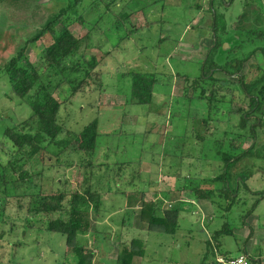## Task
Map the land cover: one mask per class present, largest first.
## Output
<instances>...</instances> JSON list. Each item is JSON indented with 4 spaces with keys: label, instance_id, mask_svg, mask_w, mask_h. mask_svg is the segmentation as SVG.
<instances>
[{
    "label": "rangeland",
    "instance_id": "374dc122",
    "mask_svg": "<svg viewBox=\"0 0 264 264\" xmlns=\"http://www.w3.org/2000/svg\"><path fill=\"white\" fill-rule=\"evenodd\" d=\"M70 1L0 0V63ZM92 1L82 0L72 12V15L84 13L87 26L76 22L70 28L78 36L84 35L99 15L103 16L100 28L93 32L95 47L83 50L86 55L95 54L101 59L96 70L102 71L100 80L94 78L75 95H71V85L65 82L55 96L66 100L59 112V121L65 129L60 137L72 138L70 134L81 131L92 120L99 122L94 154L97 167L91 177L95 187L105 192L103 210L91 214L92 234L79 237L91 246L94 264H116L118 252L134 237L142 239L145 245V256L138 257L141 264H210L212 256L208 255V248L213 251L217 247L219 252L230 256L246 253L264 262V117L252 133L256 139L250 152L229 169V182L234 195H238L232 208H227L230 200L218 191L213 196L215 202L177 203L181 217L174 235L149 234L146 224L138 219L132 226L120 225L128 201L135 203L136 191L169 190L178 196V191L173 190L175 183L181 187L222 173L224 161L220 153L234 151L228 142L216 140L225 136L228 141L246 131L236 128L240 116L234 112L211 113V119L204 123L209 104L206 99L192 97L199 90L193 92L191 81L201 73L211 44L213 19L207 9L209 1L133 0L129 3V0H118L110 13L103 5L88 9ZM199 2L202 8H198ZM260 2L263 4L264 0ZM215 6L225 16L228 30L225 38L233 39L237 35L236 21L245 10L251 16L244 25L264 24L263 17L255 18L260 16L256 7H262L258 1L215 0ZM142 7L145 9L132 13ZM127 14L130 16L125 19ZM116 16L121 21L117 22ZM50 42L51 36L46 35L28 46L27 53L34 64L41 66L40 56ZM109 50L112 52L103 59ZM223 52L217 56L222 62ZM262 63L260 51L245 63L243 73L247 80L256 70L249 66ZM133 71L156 73L159 83L151 104L131 101L130 73ZM215 75L226 78L220 72ZM54 81L57 82V77ZM27 99L28 96L22 99L12 92L6 75L0 76L3 162L11 158L15 148L3 137V130L31 114ZM242 106L249 110L248 103L238 101H233L229 110ZM252 140L239 138L243 148H248ZM55 149L60 148L51 145L43 155L37 154L26 163L24 169L31 177L19 182L16 193L50 192L60 188L71 191L82 183L83 177L77 168L53 165ZM78 155L63 149L60 158L62 162L75 161ZM99 163H103L102 167ZM19 172H14L17 179ZM232 173H239L238 186ZM241 177L248 179L241 181ZM222 184L204 181L201 186L220 188ZM30 200L29 196H14L0 202V264H76L77 258L66 247L65 238L46 231L39 217H31L27 212ZM227 229L232 234L217 233Z\"/></svg>",
    "mask_w": 264,
    "mask_h": 264
},
{
    "label": "trees",
    "instance_id": "16d2710c",
    "mask_svg": "<svg viewBox=\"0 0 264 264\" xmlns=\"http://www.w3.org/2000/svg\"><path fill=\"white\" fill-rule=\"evenodd\" d=\"M254 1H258V4L262 5L261 8L256 7L260 16L255 15V18L263 17L262 20H264V3L260 2L262 0ZM81 2L82 0H71L57 14L52 15L31 38L18 47L12 56L0 63V76L8 77L12 92L18 97L24 99L28 96L27 101L32 109L27 118L7 126L3 130V137L15 148L7 162H3L0 157V202L9 197L29 196L31 200L27 212L31 214V217L38 216L46 231L58 233L65 238L66 247L77 258L76 264H94V252L91 246L88 245V242H81L79 237L91 233L92 212L99 214L103 210L105 192L95 187L91 177L95 175L97 167L94 154L98 145L99 122L98 119L92 120L81 131L70 134L73 136L72 138L60 137L65 129L59 121V112L66 100L55 96V92L65 82L71 85V95H75L90 85L94 78L100 80L102 74V71H96L101 59L95 54L88 56L83 50L95 47L93 32H96V28H100L99 22L103 16L99 15L100 19L98 17L99 20L97 19L94 26L88 28L84 35L78 36L70 28L76 22L87 26L84 13L72 15ZM115 4H118V0H93L87 7L96 9V6L103 5L110 13ZM209 4L207 9L213 19L211 44L207 47L201 73L191 81L193 92L199 90L198 95L192 97L206 99L209 104L208 116L203 118L204 123H208V120L211 119V113L234 112L240 116L236 128L245 129L246 132L245 134L238 133L235 136L236 139L234 137L227 141L223 136V139L216 140L224 144L228 142L234 151L220 153L221 160L224 161L223 174L220 173L211 179H199V182L190 181L181 187L175 183L176 186L173 190H175L174 193L178 191L176 193L179 194L178 196H173L169 190L136 191L134 199L135 203L137 201L138 203L135 204L132 202L133 200L128 201L124 207L121 226H132L134 220L138 219L141 223L146 224L149 234L156 232L174 235L180 227L181 217V208L176 205L177 203L184 200L215 202L213 196L218 191L230 200L227 205L229 209L237 200L238 195H236L237 197L234 195V189L229 182V169L250 152L249 149L256 139L252 133L257 129V125L261 124L264 117V24L255 27L244 25V21L251 16L249 11L245 10L236 21L237 35L233 39L225 38L224 35L228 33L225 16L215 6V0H210ZM198 8H202L201 2L198 3ZM144 9L145 7L132 10V13ZM129 16L130 14H127L124 18H129ZM116 20L117 22L121 21L118 18ZM59 27L61 28L59 29ZM46 35L51 36L52 42L42 52L40 56L42 64L38 66L31 61L27 49L31 43L37 42ZM227 41L229 47L225 50L223 45ZM247 48L249 51L246 52ZM222 50L225 54L223 62L217 58ZM258 51L262 54L263 63L249 66L256 70L253 76L247 80V75L243 73L245 63L250 61ZM111 52L112 50L107 51L102 58L105 59ZM217 72L226 78L217 77L215 75ZM55 77H57V82L54 81ZM130 77L131 101L139 104H151L154 99L155 87L159 83L156 73L133 71L130 73ZM99 85L101 86L100 82ZM227 95H230L229 100L226 99ZM233 101L248 103L249 110H245L243 106L235 111L229 110ZM220 104L223 105L220 106ZM256 112L259 114L255 115ZM247 137L253 139V142L248 148H243L239 138ZM51 145L61 149L53 150L52 154L55 156L53 165L77 168L83 177L82 183L71 191L60 188L50 192L39 190L36 193H16L15 189L19 182L24 181L26 177H28L27 179L31 177L29 172L24 169L26 163L30 162L37 154L43 155V152L47 151ZM63 149L80 155L75 161L72 159L62 162L60 155L63 153ZM102 164L99 163L98 166L102 167ZM231 170L234 172L233 169ZM16 171H20L18 179L14 177ZM238 174L233 175L237 186ZM246 179L241 177L240 180L245 181ZM204 181L223 182V184L220 188H207L201 186ZM217 233L232 234V231L227 229ZM94 240L96 241V239ZM210 246L212 247V244ZM217 248L213 251L208 248V255L211 254L212 259L218 254L227 255L219 252ZM145 251L143 240L134 237L128 244L125 243L121 251L118 252L116 264H141L138 257H144Z\"/></svg>",
    "mask_w": 264,
    "mask_h": 264
},
{
    "label": "built area",
    "instance_id": "2783aa9c",
    "mask_svg": "<svg viewBox=\"0 0 264 264\" xmlns=\"http://www.w3.org/2000/svg\"><path fill=\"white\" fill-rule=\"evenodd\" d=\"M210 2V0H207ZM212 264H262L260 259L253 258L248 254L236 256L218 254Z\"/></svg>",
    "mask_w": 264,
    "mask_h": 264
},
{
    "label": "crops",
    "instance_id": "0c3cea01",
    "mask_svg": "<svg viewBox=\"0 0 264 264\" xmlns=\"http://www.w3.org/2000/svg\"><path fill=\"white\" fill-rule=\"evenodd\" d=\"M235 36H236V35H235ZM224 45H228V46H229V42L227 41V42H226ZM224 45H223V46H224ZM228 46H227V47H228ZM227 47H223V49H224V48H227ZM187 201H190V200H187ZM192 202H193V200H192ZM257 259H259V258H257ZM213 260H214V258L212 259V261H211V263H210V264H212V263H213ZM260 260H261V259H260ZM261 262H262V264H264V262H263V261H261Z\"/></svg>",
    "mask_w": 264,
    "mask_h": 264
}]
</instances>
